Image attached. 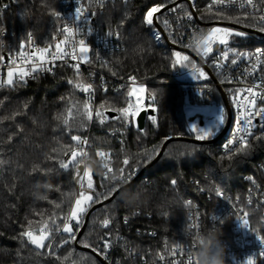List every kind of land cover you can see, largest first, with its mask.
<instances>
[{"label":"trees","instance_id":"1","mask_svg":"<svg viewBox=\"0 0 264 264\" xmlns=\"http://www.w3.org/2000/svg\"><path fill=\"white\" fill-rule=\"evenodd\" d=\"M208 1L194 0L197 17L190 22H185L186 17L179 8L175 13L168 10L163 12L160 15L161 20L167 17L170 19L169 23L176 36L193 37L205 34L214 26L213 23L218 22L245 28L228 20L210 18L207 12ZM162 2L164 0H130L127 3H105L103 7L99 4L91 5V27L99 30L103 36L110 31L119 32L121 38L118 41L121 47L106 53L94 51L100 61L92 59L91 64L102 74L89 69L81 72L82 77L94 86L96 101L91 102L93 111L101 104L106 108L125 107L123 93L128 87L123 86L121 81L131 80L132 77L145 83L148 93L155 92L154 115L157 123L153 125L147 118L144 134L137 130L133 118L134 123L126 130L123 129L119 121L112 119L116 113L112 117L108 115L111 111L105 113L109 119L103 125L95 116L92 121L81 122L78 119L73 127L63 125L57 116L65 111L67 102L61 98L71 97L74 93L75 100H87L85 93L74 90L68 83L69 79H74V70L66 66H57L54 72L45 74L36 81L27 82L23 87L0 90V100L4 101L0 106V118L8 117L18 110L23 113L14 121L4 120L0 123V158L9 162L0 175V264H61L55 257L43 254V250L22 245L13 237H17L24 230L28 220L39 221L40 214L47 219L53 212L63 216L68 211L67 203L61 209H56L50 202L59 203L64 199L62 193L79 190L76 170L71 166L67 170L59 167L60 159L68 160L63 147L75 144L71 140L72 135H80L88 140L86 151L92 160H99L96 156L97 150L111 153L113 174L120 176L119 169L125 167L124 175L128 182L123 186H120L119 179L110 183L103 171L91 168L96 192L107 195L108 189L112 187L118 190L125 187L135 191L139 186L147 190L148 199L145 203L127 204L120 198L124 188L111 202L95 209L79 237L78 244L72 242L55 249L56 255L60 257L75 250L63 264H72L73 261L76 264H104L94 254L97 252L92 253L89 251L92 248L84 247L79 241L87 240L96 246L99 237L109 231L114 241L112 249L108 251L107 259L100 255L108 264H170V253L176 245L188 252L193 236L213 227L221 228V242L229 241L232 239V216L229 211L221 210L223 203L221 196L216 195L217 188L233 205L247 209L256 224L259 212L254 207L246 206L251 190H264V142L252 140L253 148L247 155L237 156L229 161L221 159L226 135L212 141L224 128L207 140V143L173 141L165 147L160 159L136 179L159 155L167 141L166 137L195 139L190 133L192 117L188 114L189 106H209L219 100L225 109V116L227 115L222 94L216 86L208 87L209 92L205 86L186 87L174 76L176 71L188 70L172 65V54L179 50L170 47L164 37L161 42H157L152 35L153 27L150 28L144 23L147 11ZM178 4H183L191 12L186 2ZM170 5L175 7L177 4ZM0 8L2 26L7 33L8 50H17L27 39L28 33H32V37L42 45L49 43L55 36L63 37L58 34L64 26L63 20L51 15V10L60 14L63 12L60 0H46V4L42 0H0ZM241 11L225 10V14L237 15ZM214 13L215 10L213 15ZM159 23L165 28L162 22ZM248 29L258 31L251 27ZM165 30L173 45L186 49L172 32L169 35L170 30ZM253 39L250 34L247 38L237 37L230 42V46L240 52H252L263 44ZM179 52L189 56L197 64L190 55ZM208 66L213 69L209 62ZM214 75L219 83L224 84L233 105L229 91L232 86L226 81L222 82L224 75ZM190 76L192 75L188 77ZM188 80L194 82L192 78ZM25 103L28 104L26 112L23 110ZM148 104H153L150 98ZM260 132L256 131L255 134L259 135ZM9 136L13 137L11 143L8 142ZM193 146L197 150L191 152ZM53 148L60 151L53 153ZM153 148L156 152L150 160L146 156H138V153ZM49 155L56 159H47ZM125 156L130 158L127 166L122 164ZM34 164H39L43 171L32 172ZM48 169L54 170L48 173ZM130 173L134 174L129 179ZM248 177H252L255 183ZM172 180L177 181L175 186L171 184ZM37 184L51 185L47 189H41L47 199L38 198L34 194ZM108 199H104L102 195L99 203ZM185 201H191V204L186 207ZM99 203L93 204L84 214L78 234L89 211ZM106 215H110L113 222L109 229H102L99 221ZM125 217L128 218L127 223ZM194 223H198V227H190ZM61 239L57 234L54 244L59 245ZM37 251H41V254L37 255ZM159 254L167 258L166 263L157 260Z\"/></svg>","mask_w":264,"mask_h":264},{"label":"snow or ice","instance_id":"2","mask_svg":"<svg viewBox=\"0 0 264 264\" xmlns=\"http://www.w3.org/2000/svg\"><path fill=\"white\" fill-rule=\"evenodd\" d=\"M46 4V0H42ZM96 2L103 7V0H96ZM127 3V0H125ZM175 3V0H164V2L159 3L151 7L144 18V23L150 28L155 27V22L160 21L163 23L165 28L171 30L172 25L169 23L168 19L161 20L160 15H154L156 13L163 14L164 10L167 9L169 12L175 13L177 9L183 10V16L189 21L192 20V13L187 11L183 4H177L175 7H169V4ZM264 5V0H212L209 4L207 12L210 14V18H218L223 20H228L231 23L242 25L245 28L251 27L255 28L260 32H264V8L260 7ZM193 6L194 0H193ZM220 6V7H216ZM236 6L242 11L237 15H226L225 9L229 7ZM4 7H7L5 5ZM215 8V13L213 15V10ZM248 9H251L250 11ZM87 8L84 5L77 7L75 10L74 21H80L83 24H87L89 17L85 15ZM24 15H27L26 13ZM51 15L56 18H61L60 13L56 10H51ZM94 15V13H93ZM123 23V21L121 22ZM3 31V29H0ZM81 31V28L77 24H73L69 27L65 24L59 31V35L63 36L62 40H59L53 45H47L45 47H37L34 51H25V44H21L20 51L18 53L19 65H17V59L13 58L11 64L13 67L9 68L6 79H0V89L13 90L18 87H23L27 84L29 78L36 79L38 75L42 72H52L53 68L56 66V61H63L67 66H70L74 70V79H69L68 83L72 86L74 90H79L80 92L86 93L88 99L80 102L75 100L74 93L71 97H62V100L67 102V107L65 111L57 116V119L65 126L73 127L75 122L79 119L81 122L92 121L93 117L103 125L109 119L105 114L108 111L116 113L112 119L117 120L121 123L123 129L131 126L134 121L132 118L139 116L141 112V106L139 104L140 97L138 93H144L146 90L143 86H135L136 80L134 77L131 78L132 86L127 88V91L123 93L125 97V107H105L101 104L98 108L93 111L92 106V96L94 95V86L92 83L87 82L80 72V65L90 64L92 62L89 56L90 49L85 43V40H76V34ZM109 36L115 35L117 39H120V33H113L110 31ZM154 38L159 41L161 39V33L159 30L153 33ZM171 35V31H169ZM247 33L244 31L233 30L230 28H212L207 33L202 34L200 39H195L193 36V41L188 47H193V50L197 55L202 58L208 57L213 53L214 47L217 48L219 55L213 58L214 68L218 75H223L222 70L225 69L229 64L232 66L238 65L241 60L249 61V67L245 69V78L247 76L253 75L261 65H264V49L257 48L253 52H240L230 46V42L235 38H247ZM27 47H33L32 33L27 35ZM175 42V41H174ZM172 65L176 67L177 65L188 69L192 77L196 80H206L208 79L207 73L203 68L199 67L194 61L190 60L189 56L183 55L181 52L176 51L172 54ZM231 57V59H230ZM69 58L75 63H68ZM3 59V57H0ZM48 65H52L49 67ZM232 83V80L225 76L222 82ZM107 91V89H105ZM231 92V101L236 108V118L234 121L235 127L231 138L223 145L224 155L221 159H227L232 161L237 156L247 155L253 148L252 140L257 142H264V78L261 79L260 83L244 84L243 87H237L229 90ZM203 94V89L201 90ZM149 98L153 101L152 107L155 111V100L156 93L151 92L148 94ZM137 97L136 103L132 102V98ZM4 101L0 100V106H2ZM28 104L23 105V110L26 112ZM23 114L21 111H15L8 117L0 118V123L4 120H15L17 116ZM152 124L157 123V117L155 115H150L148 117ZM259 118V121H256ZM70 121L72 123L70 124ZM257 123L261 132L259 135L255 134L253 131L256 128ZM225 124V109L221 106L218 109V114L216 117V123L209 128H201L198 125H194L190 129V133L194 135L196 141H207L213 138ZM137 130L143 133V129L136 124ZM13 137H8V142L11 143ZM166 140L172 139L171 136L166 137ZM71 140L75 141L74 145H65L63 147V152L65 155H70V159L67 161L60 159L59 167L61 169L67 170L69 166L76 170V184L78 185V191H72L69 193H62L64 199L59 203H53L56 209H61L62 205L68 204V211L63 215L59 216L57 213L53 212L48 216L47 219L43 218L39 221L28 220L24 230H22L17 237L22 245H31L36 250H43V254L53 256L55 259L61 261L68 260L72 256V251H70L67 256L60 257L56 255L55 249L64 244H69L72 242H77V235L79 231V226L82 224L83 216L87 213L88 209L95 203L100 202V197L103 195L104 199H108L116 189L115 187L109 188L107 195L103 193L96 192V184L94 182V173L90 167L85 166L84 158L88 156V152L85 151L84 146L88 145V140L82 138L80 135H72ZM123 142V141H122ZM197 149L193 146L191 152ZM60 149L53 148L52 152L57 153ZM156 149L144 150L138 153V156H146L149 160L155 154ZM191 152L188 154L191 155ZM184 153H181L183 155ZM96 156L100 159L105 160V178L111 183L119 179L120 181L125 180V167L119 169L120 176L116 177L113 175V169L111 167V153L104 150H97ZM49 160L56 159V157L49 155L47 157ZM129 157L125 156L122 164L124 166L129 165ZM8 161L0 158V175L3 173L4 166L8 164ZM54 169H48L47 172L51 173ZM32 172L43 171L39 164H34ZM130 173L129 179L131 177ZM250 181L255 183L252 177H248ZM176 180H172L171 184L175 186ZM203 191V189H201ZM217 196H221L222 192L219 188L215 190ZM41 199H47V196H43ZM251 203V201H249ZM191 204V201H185V206ZM248 212H244V218L242 219V226L244 228H249V220L247 216ZM60 221L59 223L57 221ZM128 218L125 217V223H127ZM112 218L110 215H106L103 220L99 221V225L102 229H109L112 224ZM190 227H198V223H194ZM59 234L62 239L59 245L54 244V240ZM64 234H67L65 237ZM112 233L105 232L99 237V241L96 246H93L87 240H81V243L86 248H92L93 252H97L102 255L105 259L108 258V250L113 246L114 241L111 239ZM258 239L264 244V237L258 235ZM195 247V241L189 247V251L186 253L187 260L186 264H191V258L189 252ZM177 252L184 253L185 250L180 245H176L172 249V254L175 255ZM37 255L41 254V251H37ZM260 255H264V249L261 250ZM163 260L164 257L160 256ZM72 264H76L75 261ZM174 264H180V261H175ZM248 264H254V258L249 257Z\"/></svg>","mask_w":264,"mask_h":264},{"label":"built area","instance_id":"3","mask_svg":"<svg viewBox=\"0 0 264 264\" xmlns=\"http://www.w3.org/2000/svg\"><path fill=\"white\" fill-rule=\"evenodd\" d=\"M129 1L130 0H127V2H129ZM191 1L193 3V0H191ZM113 2L126 3L125 0H103V4L113 3ZM60 3H61L62 8H63V12L60 14V16L64 22V25L67 24L69 27H72L73 24L75 23V24L80 26L81 31L76 34L75 38L77 41L80 39L85 40V43L87 44V46L90 49L89 56L91 57V60L95 59L97 61H100V58L94 52L95 50L106 53V52H110L113 50L120 49L121 43L118 41V39L115 35H113V36H109V35L105 36L104 35L103 36L99 32V30H95V29H93V27H91V24H90V19H91L90 9L91 8L90 7L93 4H98L96 2V0H60ZM211 3H212V0H209L207 7ZM81 5H84L87 8V12L85 13V15L89 17L87 24H83L80 21H74L73 20L75 17L76 8L80 7ZM4 6H5V4H4ZM216 7H220V6H216ZM260 7L264 8V5H260ZM232 9L241 10L236 6L226 8L225 10H232ZM214 10H215V8H214ZM248 10L250 11L251 9H248ZM192 18H194L193 15H192ZM1 19H2V17H1V8H0V29H3V31H0V57H3V59H0V79H6L9 68L13 67V65L11 64V60L13 58H16L17 59V65H19L20 62L18 59V53L21 49L19 47L17 50H8V46H7V42H6L7 33H6V30L2 26ZM166 19H168V21H170V19L168 17ZM190 21L187 18H185V22H190ZM155 25L156 26L153 27L152 35L155 31L159 30V28L164 29V31L166 32L165 28L161 26L159 21H156ZM170 31L173 33V36H174L175 33L173 31V27L171 28ZM192 31L194 32L195 29H193ZM250 36L254 37V39H256V41L263 43L262 45H259V47H257V48L264 49V32H261V35H255L254 36V35L250 34ZM153 37H154V35H153ZM176 37H177V40H179L186 47L187 50H191V51L195 52L193 50V47L187 46V45L192 43L193 37H191V36H176ZM32 39H33V47L32 48L27 47V43H28L27 39L22 43V44L26 45L25 51H34L35 48H37V47H45V46L50 45V44L53 45V50H54V44L56 42H58L59 40H62L63 37H56L55 36L51 39V41L49 43H47L45 45H42L41 43L36 41L33 37H32ZM162 39H163V35L161 34V39L159 41H157L156 39L155 40L157 42H161ZM218 55H219V52H218L217 48L215 47L213 53L210 54L208 57L202 58L201 56H199V55L198 56L204 61V63L207 66H208V62L212 65L213 69H211L209 66L208 67L211 69L213 74H215L217 72L214 68L213 58L217 57ZM68 63H75V61H71L69 58ZM55 64H56V66L53 68L52 72H54V70L57 66H66V67L71 68L70 66H67L63 61L58 60L55 62ZM48 66L52 67V65H48ZM199 67H201V66H199ZM248 67H249V61L241 60L238 63V65L232 66L229 64L225 69L222 70L223 75L227 76L228 78H230L232 80V83H229L232 86V89L237 88V87H243L244 84L260 83L261 79L264 78V65H261L260 68H258L257 71L253 75L247 76L245 78V76H246L245 69ZM88 69L91 70L92 72L102 74L96 68H94L91 63L90 64H83L82 63L80 65V72H82L83 70H88ZM52 72H42L38 75V78H36V79L29 78L27 82L36 81L37 79L44 76L45 74H50ZM189 75H191L189 70H187V71H176L174 74V76L179 81H181V83L183 85H186V86H191V85H193V86H205V87H207L206 91H208V92L210 91V90H208L209 89L208 87H212V86L217 87V85L214 84L213 81L210 82L211 78L209 76H208V79H206V80L201 79L199 81L186 82L185 80ZM121 84L123 86H127V87L132 86L131 80L121 81ZM135 86H137V87L143 86L146 90L144 93H138L137 94L140 97L139 104L141 106V111L151 109L152 107H149V104H148V99H149L148 94L149 93H148L146 84L136 80ZM218 86H220L223 89L225 95L229 98V101H230V97L227 94V91L224 87V84L218 82ZM85 96L88 99V95L86 93H85ZM136 100H137V97L132 98L133 103H136ZM95 101H96V94L94 91V95L92 96L91 102H95ZM231 107L233 110L234 120H233L231 130L229 131V133L225 134L227 137L225 143L231 138L232 133L234 132V127H235L234 121L236 118V108L232 104H231ZM137 117L133 118L135 122H136ZM256 121H259V118H256ZM253 131L254 132L261 131L258 123H257L256 128L253 129ZM86 146L87 145L84 146L85 151H86ZM223 152H224V149H223ZM65 158L69 159L70 155H66ZM111 167L113 169L112 158H111ZM102 171L105 174L106 170L103 169ZM254 187H256V185H254ZM221 199H222V203H223L221 210L226 211V212L229 211V214L232 216V217H230L232 239H230L229 241H224V242L222 241L221 242L225 247L226 264H248L249 257L254 258V264H264V255H260L261 250L264 249V244H262L261 241L258 239V235L260 237H264V190L260 191L259 188L251 190L247 196V206L246 207L247 208L254 207L259 212V217L257 218L256 224L254 223V218L250 215V213L247 211V209L233 205L231 203L230 199L228 197H226V198L223 197V195H221ZM249 201H251V203H249ZM244 212L249 213V215L247 216V219L249 220V228H244L242 226V219L244 218ZM111 249H112V247L108 251H111ZM186 253L187 252H184V253L177 252L175 255H173L171 252L170 253V264H174L175 261H180V264H186V260H187ZM160 256H163L164 259L161 260ZM157 260L160 263H166L167 258L164 255L159 254L157 257Z\"/></svg>","mask_w":264,"mask_h":264},{"label":"clouds","instance_id":"4","mask_svg":"<svg viewBox=\"0 0 264 264\" xmlns=\"http://www.w3.org/2000/svg\"><path fill=\"white\" fill-rule=\"evenodd\" d=\"M202 34L195 35V39H200ZM85 166L96 168L97 171H102L106 166V161L103 159L92 160L89 156L84 158ZM116 177V174H113ZM118 180V179H117ZM126 184V181H121V185ZM51 187L50 184H37L35 186V195L42 198L41 189ZM120 198L127 204L145 203L148 199L147 190L139 187L135 190L127 188L121 192ZM222 235L221 228H209L206 232H199L193 236L195 247L189 252L191 264H226L225 247L220 241Z\"/></svg>","mask_w":264,"mask_h":264},{"label":"water","instance_id":"5","mask_svg":"<svg viewBox=\"0 0 264 264\" xmlns=\"http://www.w3.org/2000/svg\"><path fill=\"white\" fill-rule=\"evenodd\" d=\"M181 2H186V3L189 5V7H190V10H191L192 15H193L194 17H197V14H196L195 8H194L193 3H192L191 0H178L176 3H174V5H176V4H178V3H181ZM172 6H173V5H170L169 7L171 8ZM165 11H167V9H165L164 12H165ZM155 15H161V13H156ZM211 25H212V24H211ZM213 25H218V26H221V27H227V28L237 29V30L244 31V32H246V33H248V34H251V35H252V34H253V35H261V33L258 32V31H254V30H251V29H248V28H242V27H240V26L233 25V24H228V23H224V22L213 23ZM159 30H160L161 34L163 35L164 40L166 41V43H168V44L170 45V47H172V48H174V49H176V50L182 51V52H184V53L190 55L192 58H194V59L196 60L197 64H198L199 66H201V67L205 70V72H206V73L208 74V76L212 79V81L214 82V84L217 85V88H218L219 91L221 92L222 97H223V102H224V105H225V108H226V111H227V124H226L225 128L223 129V131L221 132V134H220L216 139L212 140V141H216L217 139L221 138L223 135L229 133V131H230L231 128H232V124H233V120H234V115H233V110H232V107H231V103H230V101H229V98L225 95L223 89H222L220 86H218V80L216 79V77H215V75L213 74V72L211 71V69H210V68L204 63V61H203V60H202V59H201V58H200L195 52H193V51H191V50H187V49L180 48V47H178V46H176V45H173V44L169 41V39H168V37H167L166 32L164 31V29L159 28ZM154 113H155V112L153 111V109H148V110H143V111H141L140 114H139V116H138L137 119H136V124L138 123V124H139V127H140L141 129L144 130V129H145V125H146V120H147L148 116H150V115H154ZM108 115L112 117V116H114L115 114L112 113V112H109ZM171 137H172V139L167 140V141L165 142V144H164V146H163L161 152H160L159 155L156 157V159H155L151 164H149L146 168H144V169H143V170L137 175L136 179L139 178V177H140V176H141V175H142V174H143L148 168H150L151 166H153V165H154V164L160 159V157L162 156V154H163V152H164V150H165V147H166L170 142L177 141V140H182V141L192 142V143H196V144H202V143H207V142H208V141H196L195 139H190V138H187V137H179V136H178V137H176V136H171ZM209 142H211V141H209ZM124 188H125V187H124ZM124 188H122V189H124ZM122 189L118 190V191H117V192H116V193H115L110 199H108V200H106V201H104V202H101V203L95 205V206L89 211V213H88V215H87V217H86V221H85V223H84V226H83L82 230L80 231V233H79L78 236H77V242H76V244H78L79 237L81 236L82 232L85 230L86 225H87V223H88V221H89V218H90L92 212H93L95 209H97V208H99V207H101V206H103V205H105V204L111 202V201L117 196V194H118ZM89 251H91L92 253H94L92 250H89ZM94 254H95L96 257H97L100 261H102L104 264H108L107 262H105V261L103 260V258H102L99 254H97V253H94Z\"/></svg>","mask_w":264,"mask_h":264},{"label":"rangeland","instance_id":"6","mask_svg":"<svg viewBox=\"0 0 264 264\" xmlns=\"http://www.w3.org/2000/svg\"><path fill=\"white\" fill-rule=\"evenodd\" d=\"M212 28H227V27H221L218 25L212 26ZM233 29V28H230ZM237 30V29H233ZM240 31V30H239ZM256 41V39H253ZM186 71V70H182ZM192 78L194 81H199L194 79L192 76L186 78V82H193L191 80H188ZM187 87V86H186ZM223 106L219 100H215L211 105L209 106H203V107H197V106H189L188 107V114L192 117V120H190V128L194 125H198L201 128H209L212 127L216 123V117L218 114V109ZM190 117V118H191ZM227 124V115L225 116V124L221 128H225Z\"/></svg>","mask_w":264,"mask_h":264}]
</instances>
